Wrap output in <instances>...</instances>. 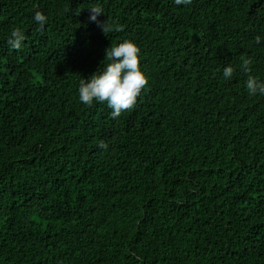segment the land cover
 Masks as SVG:
<instances>
[{"label": "trees", "instance_id": "trees-1", "mask_svg": "<svg viewBox=\"0 0 264 264\" xmlns=\"http://www.w3.org/2000/svg\"><path fill=\"white\" fill-rule=\"evenodd\" d=\"M126 39L149 84L112 119L77 90ZM248 75L264 81V0H0V264H264Z\"/></svg>", "mask_w": 264, "mask_h": 264}, {"label": "clouds", "instance_id": "clouds-1", "mask_svg": "<svg viewBox=\"0 0 264 264\" xmlns=\"http://www.w3.org/2000/svg\"><path fill=\"white\" fill-rule=\"evenodd\" d=\"M173 2L176 6L187 7L191 5L192 0H173ZM89 11V22L96 23L105 35L122 31L121 26L113 24L109 18L107 21L98 20V17L104 15L102 7H91ZM32 19L41 29L48 23L47 16L39 11L33 15ZM25 39L24 31L17 27L10 32L7 43L12 49H20ZM260 42L261 38L257 37V43ZM141 60V49L134 41L126 39L117 45L112 44L105 50L104 61L107 63L103 61L87 80L80 78L77 90L79 102L89 107L94 104H106L111 110L110 117L119 118L123 112L136 105L137 98L149 84V78L141 68ZM250 64L249 59L242 61L241 68L245 73L251 71ZM233 74L234 68L231 65L222 70L224 80L230 81ZM245 89L250 96H264V81L248 75ZM99 146L107 149V145L103 142Z\"/></svg>", "mask_w": 264, "mask_h": 264}]
</instances>
